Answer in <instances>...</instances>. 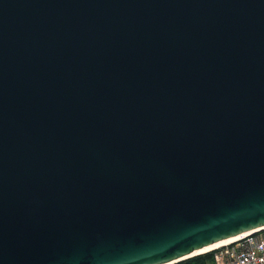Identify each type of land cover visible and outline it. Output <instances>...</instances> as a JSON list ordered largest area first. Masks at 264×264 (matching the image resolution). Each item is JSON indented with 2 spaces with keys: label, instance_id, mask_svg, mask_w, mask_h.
Here are the masks:
<instances>
[{
  "label": "water",
  "instance_id": "1",
  "mask_svg": "<svg viewBox=\"0 0 264 264\" xmlns=\"http://www.w3.org/2000/svg\"><path fill=\"white\" fill-rule=\"evenodd\" d=\"M263 228L264 0H0V264Z\"/></svg>",
  "mask_w": 264,
  "mask_h": 264
},
{
  "label": "built area",
  "instance_id": "2",
  "mask_svg": "<svg viewBox=\"0 0 264 264\" xmlns=\"http://www.w3.org/2000/svg\"><path fill=\"white\" fill-rule=\"evenodd\" d=\"M213 264H264V228L214 251Z\"/></svg>",
  "mask_w": 264,
  "mask_h": 264
},
{
  "label": "trees",
  "instance_id": "3",
  "mask_svg": "<svg viewBox=\"0 0 264 264\" xmlns=\"http://www.w3.org/2000/svg\"><path fill=\"white\" fill-rule=\"evenodd\" d=\"M214 263V252L204 253L175 264H213Z\"/></svg>",
  "mask_w": 264,
  "mask_h": 264
},
{
  "label": "bare ground",
  "instance_id": "4",
  "mask_svg": "<svg viewBox=\"0 0 264 264\" xmlns=\"http://www.w3.org/2000/svg\"><path fill=\"white\" fill-rule=\"evenodd\" d=\"M239 237H241V236H235V237H232V238H229L226 240H222L220 242H217V243L210 245V246H207L205 248H202L201 250L197 251L196 253L188 256V258H192V257L198 256V255L204 254V253L212 252V251H214V250H216L222 246H225L227 244H230V243L238 240Z\"/></svg>",
  "mask_w": 264,
  "mask_h": 264
}]
</instances>
